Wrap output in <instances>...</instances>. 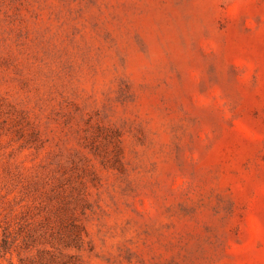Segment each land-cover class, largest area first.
I'll return each instance as SVG.
<instances>
[{"label":"rangeland","instance_id":"obj_1","mask_svg":"<svg viewBox=\"0 0 264 264\" xmlns=\"http://www.w3.org/2000/svg\"><path fill=\"white\" fill-rule=\"evenodd\" d=\"M0 264H264V0H0Z\"/></svg>","mask_w":264,"mask_h":264}]
</instances>
